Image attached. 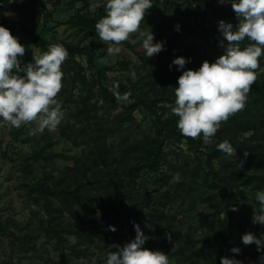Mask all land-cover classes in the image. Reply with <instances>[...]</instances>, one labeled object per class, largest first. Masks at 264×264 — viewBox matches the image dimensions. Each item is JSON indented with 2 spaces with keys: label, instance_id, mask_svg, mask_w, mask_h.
I'll return each instance as SVG.
<instances>
[{
  "label": "rangeland",
  "instance_id": "374dc122",
  "mask_svg": "<svg viewBox=\"0 0 264 264\" xmlns=\"http://www.w3.org/2000/svg\"><path fill=\"white\" fill-rule=\"evenodd\" d=\"M92 2L100 5L95 11H89ZM106 2L0 0V26L9 29L26 49L19 57L22 66L43 54L33 41L35 34L51 45L92 47V64L85 54L74 57L83 68L80 81L73 83L68 75L62 81L57 96L64 113L60 124L81 125V100L91 90V100L98 102L91 113L92 128L98 122L107 129L106 145L112 152L107 165L90 169L89 146L83 139L74 143L62 135L60 124L54 131L46 129L32 136L29 130L35 122L15 128L0 118V264H105L110 245L123 246L135 238L134 224L150 237L143 247L165 253L169 264H209L220 250L241 264H264V250L257 251L255 244L245 246L241 239L247 232L264 239V225L252 223L258 207L255 194L264 186L256 187L255 179L248 181L257 175L255 162L264 159V99L259 100L264 94V55L245 107L235 114L255 128L243 132L222 122L211 143L201 134L197 145L191 146L168 131L179 132V118L172 113L176 97H164L145 85L153 79L154 67L143 59L139 31L122 43L119 54L108 55V45L95 29L105 15ZM151 2L140 31L152 32L170 45H195L206 53H215L218 47L224 52L227 41L218 22L238 23L231 6L236 0ZM80 18L95 24L88 27ZM177 25L179 36L172 33ZM100 73L102 85L111 92H116L115 84L124 83L121 95L130 92L129 102L119 101L116 107L106 102L99 92ZM136 96L146 99V104H136ZM133 103L131 112L123 105ZM225 140L235 143V156L218 149ZM130 144H137L138 149L126 158ZM250 146L259 150L252 153L253 164H244L238 175ZM41 184L57 192L60 188L74 191L80 199L69 202L56 191L43 196L37 192ZM127 207L132 208L131 216L117 239L106 213L114 216L112 210ZM158 212L163 213L159 218ZM166 229L174 234L171 242L163 232ZM233 247L240 253H232Z\"/></svg>",
  "mask_w": 264,
  "mask_h": 264
},
{
  "label": "clouds",
  "instance_id": "9594fccd",
  "mask_svg": "<svg viewBox=\"0 0 264 264\" xmlns=\"http://www.w3.org/2000/svg\"><path fill=\"white\" fill-rule=\"evenodd\" d=\"M152 6L151 0H107L105 15L95 24V29L100 40L108 45V55L119 54L122 43L138 31L143 37L146 57L163 50L162 42L154 43L152 32L140 31V24ZM231 6L238 23L234 26L223 20L218 22V30L227 41L224 54L212 63L205 60L198 70L183 71L178 77V86L174 87L176 99L172 113L179 118L177 127L184 137L196 139L202 134L204 141L211 143L221 123L244 109L257 80L259 58L264 55V0H236ZM98 7L99 3L92 2L89 11ZM245 39L248 43L241 48ZM25 51L18 38L0 26V118L15 128L35 122L29 135L36 136L46 129L54 131L63 119L62 102L57 96L62 88L61 66L69 53L63 45L53 44L44 54L33 56V62L22 66L19 57ZM172 63L184 69L188 61L177 57ZM132 77L135 79L134 72ZM114 87L118 89L119 84ZM114 95L117 101L129 102L131 93L121 95L116 91ZM217 147L229 156L236 154V148L227 140ZM247 155L245 152L244 156ZM255 201L258 207L253 212L252 223L264 225V190L256 192ZM109 227L116 231L114 226ZM134 229V239L123 246H109L117 250L108 251L105 264H169L165 253L143 247L150 237L139 224H134ZM166 237L171 242V234L166 233ZM241 239L245 246L255 244L257 251L264 250V239L251 232L243 234ZM231 252L239 254L240 249L233 247ZM221 264H241V261L222 257Z\"/></svg>",
  "mask_w": 264,
  "mask_h": 264
},
{
  "label": "trees",
  "instance_id": "16d2710c",
  "mask_svg": "<svg viewBox=\"0 0 264 264\" xmlns=\"http://www.w3.org/2000/svg\"><path fill=\"white\" fill-rule=\"evenodd\" d=\"M79 21L83 23V25H88V27H92V24H95L94 21L85 20V19L83 20L82 18H80ZM172 30H173L172 32L173 35L175 36L180 35L178 30H176L174 27H172ZM153 35H154V43L156 42L163 43V50L159 52L158 54H155L151 58H148L146 56L143 57L147 65L154 67L152 70L153 74H151L153 79L149 82H145V85L147 86L148 90L151 88L156 89V91L160 95H163L164 97L166 96L172 97L173 95L175 96L174 87L178 86L177 80L183 71L188 70V69L198 70L205 60H207L209 63H212V62H215V60L219 56L224 54L223 51H222L223 54L221 51L219 52L218 47H216L215 53L214 52L206 53V52L201 51L195 45L183 44V45L175 46V44H172V43L170 45V42L160 41L155 36V34ZM33 41L38 47L42 49L43 54L48 51V46L51 45L47 40L42 38L39 34L34 35ZM247 43H248V40L245 39V41L241 43V48L246 46ZM57 44L63 45V47L69 53L67 59L61 66V70L63 72L62 81L65 80V75H68L69 78H72L73 83L76 81H80L81 76L79 72H81L83 68L81 67L79 63H77L74 60V57L78 54H85L87 55L89 62L92 64L93 59H94L92 47L79 46V45L70 46L64 42H60ZM177 57H184L188 61V63L185 64L184 69H178V66L172 63L173 60ZM103 77L104 75L100 73L99 80H98V84L100 88L99 90L100 95L103 96V99L106 102H109V103L113 102V107H116L119 101H117L114 95V92H111L106 86L102 85ZM257 78H258V75H257ZM81 82L84 83V79ZM141 87L144 88L143 86ZM125 90H126V86L124 83H122L120 84L119 88L116 91H118L121 94ZM93 97H94L93 92L89 90L88 92H86V95L81 100V108L79 109L78 115L82 116V120H80L79 123H81V125L78 128H75L76 123L74 125L60 124L59 126L60 133L64 135L66 138H68L74 143H79V140L83 139L82 141H84V143H86L89 146V153L87 154V159H90V157L92 156L91 163H90V169H92L95 166L107 165V161L109 159L108 155L112 153L106 145L105 139L109 136L108 135L109 132L107 131V129H104L102 126H99L100 123L98 122H95L94 125L96 127L92 128L91 119H90L92 117L91 113L92 111L96 110L98 106L97 101L91 100L93 99ZM263 99H264V94L262 95L260 94L259 100H263ZM134 102H136V104H146L147 100L140 96H136V98L134 99ZM123 105L127 108V110H130V112L134 110L135 108L134 103L133 104H123ZM239 117L240 116H237V115L230 116L229 119L225 123L234 125L237 128L239 127V129L243 132H246L248 130L255 128V124H252L250 126L248 122L242 121V119ZM168 131L171 132L175 137L185 138L191 146H195L197 145V142H199L197 139H192V138H187V137L182 136L180 131L177 132L175 128L174 129L169 128ZM199 140L201 142V139ZM228 141L232 145H235L233 141L231 140H228ZM102 146L105 147L106 150L102 149ZM137 149H138L137 144H134L133 146L132 144H130L125 150L124 157L126 158L129 157L130 155H132V153L136 152ZM258 150H259L258 147H255V146L249 147L247 157H244V160L241 161L239 168H237L238 175H241L242 172L244 171L245 169L244 164L245 165L248 163L253 164V162L251 161L252 153ZM255 165L256 166L253 169V171L255 172V174L257 173V175L252 176L248 181H252V179H255L258 181V184L256 185V187L262 188L264 186V159L258 162H255ZM56 189L57 188H51V187L49 188L41 184L39 185L37 192L43 196H47L48 194L54 193L56 191V193H59L60 196L66 198V200L69 202L75 201V200L78 201L80 199V196L76 194V192L74 191L69 192L70 190H63V188H60V191L57 192ZM70 194H72V198H68ZM112 211L115 212V215L112 216V214L110 213L111 211H109L106 213V217L110 222V226H114L116 228V231L114 232L112 231V232H113V237L118 239L120 238L123 225L126 222H128V220L130 219L132 208L127 207L121 210L114 209ZM162 215L163 213L158 212L156 214V217L159 218ZM163 232L174 235L171 230L166 229ZM111 251H113V248L111 249ZM224 254L225 252L220 250L214 257L210 258L209 264H221V258L224 257Z\"/></svg>",
  "mask_w": 264,
  "mask_h": 264
}]
</instances>
